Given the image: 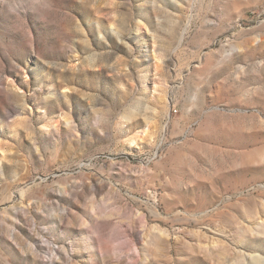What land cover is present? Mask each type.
I'll list each match as a JSON object with an SVG mask.
<instances>
[{
    "label": "rangeland",
    "instance_id": "rangeland-1",
    "mask_svg": "<svg viewBox=\"0 0 264 264\" xmlns=\"http://www.w3.org/2000/svg\"><path fill=\"white\" fill-rule=\"evenodd\" d=\"M0 264H264V0H0Z\"/></svg>",
    "mask_w": 264,
    "mask_h": 264
}]
</instances>
